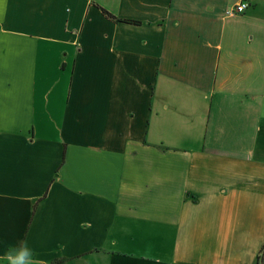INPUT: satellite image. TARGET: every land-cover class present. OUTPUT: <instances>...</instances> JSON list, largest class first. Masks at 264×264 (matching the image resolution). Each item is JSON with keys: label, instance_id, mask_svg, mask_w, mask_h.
<instances>
[{"label": "crops", "instance_id": "obj_1", "mask_svg": "<svg viewBox=\"0 0 264 264\" xmlns=\"http://www.w3.org/2000/svg\"><path fill=\"white\" fill-rule=\"evenodd\" d=\"M20 242L264 264V0H0V264Z\"/></svg>", "mask_w": 264, "mask_h": 264}, {"label": "clouds", "instance_id": "obj_2", "mask_svg": "<svg viewBox=\"0 0 264 264\" xmlns=\"http://www.w3.org/2000/svg\"><path fill=\"white\" fill-rule=\"evenodd\" d=\"M5 259L8 264H45V261L33 258V253L27 247L26 242H20L16 248L9 249L5 254Z\"/></svg>", "mask_w": 264, "mask_h": 264}, {"label": "built area", "instance_id": "obj_3", "mask_svg": "<svg viewBox=\"0 0 264 264\" xmlns=\"http://www.w3.org/2000/svg\"><path fill=\"white\" fill-rule=\"evenodd\" d=\"M248 7L247 4L244 3H240L239 5H237L233 11H228L227 14L228 15H235V14H241L245 11V9Z\"/></svg>", "mask_w": 264, "mask_h": 264}, {"label": "trees", "instance_id": "obj_4", "mask_svg": "<svg viewBox=\"0 0 264 264\" xmlns=\"http://www.w3.org/2000/svg\"><path fill=\"white\" fill-rule=\"evenodd\" d=\"M105 14H106L108 17H110V18H112V19H114V20H116V21H121V20H117V19H115L113 16H111V15L108 14L107 12H105ZM123 22L138 23V22H135V21H123Z\"/></svg>", "mask_w": 264, "mask_h": 264}, {"label": "rangeland", "instance_id": "obj_5", "mask_svg": "<svg viewBox=\"0 0 264 264\" xmlns=\"http://www.w3.org/2000/svg\"><path fill=\"white\" fill-rule=\"evenodd\" d=\"M264 251V250H263Z\"/></svg>", "mask_w": 264, "mask_h": 264}]
</instances>
